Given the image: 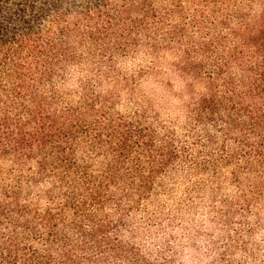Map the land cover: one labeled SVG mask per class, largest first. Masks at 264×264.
Here are the masks:
<instances>
[{"label":"trees","instance_id":"16d2710c","mask_svg":"<svg viewBox=\"0 0 264 264\" xmlns=\"http://www.w3.org/2000/svg\"><path fill=\"white\" fill-rule=\"evenodd\" d=\"M142 53L175 54L181 128L116 111ZM225 171L264 205V0H0V264H181L148 213Z\"/></svg>","mask_w":264,"mask_h":264},{"label":"rangeland","instance_id":"374dc122","mask_svg":"<svg viewBox=\"0 0 264 264\" xmlns=\"http://www.w3.org/2000/svg\"><path fill=\"white\" fill-rule=\"evenodd\" d=\"M175 58V54L166 53L152 59L142 53L120 60V72L129 76L149 66L154 72L142 78L133 96L121 93L116 111L126 114L135 110L137 106L130 97L141 99L160 114L163 122L181 128L182 107L189 98L186 84L171 70ZM220 176L223 178L219 184L171 186L170 195L162 197L148 213L155 217V213L165 210L159 216L161 226L155 224L141 231L144 246L153 252L163 246L171 248L168 252L176 254L181 264H224V260L231 264H264V205L243 208L237 202L241 191L232 184L228 171Z\"/></svg>","mask_w":264,"mask_h":264}]
</instances>
